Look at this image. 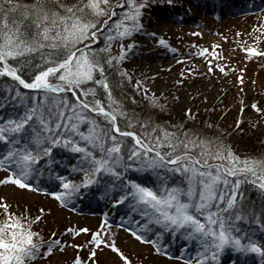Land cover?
<instances>
[{
  "label": "snow or ice",
  "instance_id": "obj_1",
  "mask_svg": "<svg viewBox=\"0 0 264 264\" xmlns=\"http://www.w3.org/2000/svg\"><path fill=\"white\" fill-rule=\"evenodd\" d=\"M144 7L145 0H0V77L11 78L0 90V108L7 105L9 109L7 114L0 113V170L7 173L0 177V185L44 192L68 207L81 194L82 187L96 185L99 191L103 184L107 195L117 187L108 179L111 177L120 180L122 189L112 192L113 197L118 195L113 204L125 202L129 206V215L124 218L127 225L120 223L116 227H125L132 237L151 244L156 252L168 248L162 243L164 233H168L187 241L180 249L186 264H215L225 248L256 253L264 259V245L235 223L247 219L241 207L242 193H238L242 179L264 191V155L241 157L219 134L201 135L182 124L172 125L170 130L162 124L141 122L134 114L129 115L114 96L106 66L114 68L122 80L131 82L132 77L120 68V62L135 44L130 41L125 45L124 40L144 30ZM10 14H18V18L10 19ZM25 20L30 23L26 25ZM253 27L264 33V22L258 29ZM101 37L103 44L97 45ZM260 40L264 35L255 36L247 47L240 46L246 54L244 59L264 57V50L253 46ZM116 41L119 52L113 54L111 48ZM155 42L167 44L163 37ZM218 47L213 43L211 55L222 59L217 54ZM208 52V48H200L197 53L206 60L207 71L218 68L227 75L231 71L226 67L228 62L214 65L205 55ZM32 54L39 55L38 64L32 63ZM26 64L34 70L29 78L23 71ZM122 80L115 86L122 87ZM237 82L243 84V79L237 76ZM19 86L33 92H22ZM132 86L143 92L151 105L165 107L167 101L162 104L159 97L149 96L147 85L140 79ZM244 107L241 104V112ZM250 107L264 118V106L253 100ZM184 111L194 118L191 109ZM240 123L238 117L236 124ZM257 123H264V119ZM134 125L142 130L139 134L131 130ZM126 137H131L130 147ZM57 147L71 153L75 163L56 161L53 150ZM56 163L67 172H53ZM45 166L49 180L59 182V190L40 186ZM132 169L152 170L156 183L146 185L129 179L125 173ZM76 173H81L82 179L70 178ZM170 174H179L182 180L169 182ZM229 177L236 179L233 182ZM48 211L40 207L31 215L25 205L24 211L17 213L0 196V264H33L63 251L71 243L62 239L63 234L89 233L87 228L66 227L63 233L53 231L47 240L43 239L34 226ZM106 219L105 214L102 226ZM255 222L260 223L259 219ZM71 246H90L91 250L86 257L77 252L70 264H99L96 253L103 247L116 253L122 264H131L115 243L114 234L105 236L103 227L90 232L84 244Z\"/></svg>",
  "mask_w": 264,
  "mask_h": 264
},
{
  "label": "rangeland",
  "instance_id": "obj_2",
  "mask_svg": "<svg viewBox=\"0 0 264 264\" xmlns=\"http://www.w3.org/2000/svg\"><path fill=\"white\" fill-rule=\"evenodd\" d=\"M145 2L146 7L142 9L141 17L144 30L124 40L125 45L130 41L135 44L127 58L120 62V68L126 70L132 77L133 84L137 79L146 84L149 96L159 97L160 103L167 101L165 107L169 122L180 124L187 121L188 124L194 123L192 126L195 127H202L205 122L217 123L226 133L229 130H237L236 138L229 142V146L241 157L249 156V140L255 141L256 136L260 134L259 129L264 131V123H257L264 118L250 107L253 100L264 106V57L254 55L246 60L244 59L246 54L241 51L240 46L247 47L253 43L255 36L264 35L253 27L257 26L258 29L264 22V0H171V3L169 0L167 3L165 0H145ZM150 33H155V36ZM161 37L167 41L166 45L155 42ZM213 43L219 46L216 51L222 59L212 57ZM118 44L119 41L112 44V50L116 53L119 52ZM253 46L264 50V40ZM200 48L209 49L205 55L213 60L214 65L227 61L226 67L231 71L225 75L218 68H214L213 72L209 73L206 60L197 54ZM188 69L191 71H187ZM239 69L244 71L241 73ZM182 71L183 76L180 75ZM237 76L243 79V84L237 82ZM136 94V97L147 98L143 92L136 90ZM241 104L246 106L243 112ZM186 108L191 109L194 118L186 116L184 111ZM238 117L241 119L240 125L236 124ZM253 124H256V127H253ZM184 128L189 129L191 125L185 124ZM6 174L0 170V177ZM70 178L77 181L82 179L78 175H71ZM44 186L51 190H59V182ZM0 196L5 197L12 205V210L17 213L24 211L25 205L31 215H35L40 207L50 210L45 213L42 221L34 226L41 231V236L45 240L51 232L59 235L66 227L73 230L76 228L90 230L89 233H78L76 236L63 234L62 239L71 243L63 251H58L48 258L38 259L33 264H70L77 252L81 257H86L87 252L91 250L90 246L76 249L71 244H84L90 239V232L102 227L105 236L109 232L114 234L115 243L129 257L131 264H186L184 256L177 258L182 248L179 245L178 247L175 244L168 245L167 249L156 252L151 244L142 243L132 237L125 227H116L120 223L127 225L124 218L129 215V206L125 209L120 208L123 214L117 213L115 217L106 219L105 225L102 226L101 221L105 220L104 215L107 211L101 210L100 207L106 209L107 203L84 199L85 201L78 200L76 203L72 201L68 207H64L44 192L20 189L12 184L0 185ZM73 207L75 211L72 210ZM164 235L162 243H170L173 236L168 233ZM165 252L168 255H165ZM237 254L231 248H225L222 263L226 264ZM184 255H187V249ZM250 256L254 259L252 264L259 262L258 254L251 253ZM96 257L99 264H122L117 254L107 247L98 251Z\"/></svg>",
  "mask_w": 264,
  "mask_h": 264
},
{
  "label": "trees",
  "instance_id": "obj_3",
  "mask_svg": "<svg viewBox=\"0 0 264 264\" xmlns=\"http://www.w3.org/2000/svg\"><path fill=\"white\" fill-rule=\"evenodd\" d=\"M167 1V0H165ZM21 2H27V0H21ZM55 0H53V3ZM65 3H72L74 0H64ZM16 17L18 18V14H10V19ZM24 23L27 25L30 23V20H25ZM97 45L103 44V37H101L97 42ZM111 51L113 54H118L114 50ZM32 63H39V55L38 54H32ZM27 59V58H26ZM11 62V61H10ZM24 75L25 78H29L31 75L34 74V70L31 69L28 64L24 67ZM106 74L108 76V79L110 83L113 84V93L114 96L119 99L123 105L128 110L129 115H135L139 118V121H151L152 124H162L165 127H168L171 130L172 125H183V128L185 124L191 125L190 130L199 132L201 135H215L219 134L222 136L223 141L226 145H230L229 142L234 140L235 133L237 130H229L227 133L223 131L220 126H218L217 123L210 124L208 122L203 123L202 127H195L192 126L194 123L188 124L187 121H182L180 124H174L169 122L168 114L166 111V107L164 108H157L149 103V99L145 98H139L136 97V89L132 86V81L129 82L127 78H122L116 74V70L114 68H108L106 66ZM122 80V87H116L115 85L117 83H120ZM11 82V78L9 77H0V90H3L4 84H7ZM20 90L22 92L31 94L33 90L24 89L22 86H19ZM100 95L102 100L103 97V89L100 90ZM131 97V99L129 98ZM133 100L135 102H133ZM165 103V102H164ZM162 103V104H164ZM9 111L8 106L5 105L4 108H0V113H5ZM124 123H127V121H124ZM197 122L195 123V125ZM211 125V127H209ZM121 127H123V124H121ZM133 131H136L138 134L142 131L138 126H133L131 129ZM182 132L183 129H180ZM260 134L256 136L255 141L250 139V143L248 144L250 155L249 156H260L264 155V131L259 129ZM236 138V137H235ZM125 140L127 141V147L131 146V137H126ZM248 151V152H249ZM54 158L56 161L66 160L69 164L75 163V160L73 159V155L69 152H66L65 150L61 148H54L53 150ZM127 155V151H125V156ZM248 155V154H247ZM47 166H45V174L41 175L39 183L44 184H51L56 182L55 179L49 180V177L47 175ZM53 172L56 173H65L66 168L62 167L59 163H56L53 167ZM160 172H163V169L158 170ZM74 175H78L82 177L81 173H76ZM125 175L129 179H135L138 182H143L146 185H154L157 180V176L152 172V170H144V171H136L134 169L128 170ZM108 179L111 180L113 184H115L117 187L114 188L112 191H109L107 195L104 194L103 184L100 187V190L97 191L96 185H89L87 189L81 188L80 189V195L73 201V203L78 202V200H93L100 203H107L106 209H110V213H120L123 214L122 210L120 208L128 206L127 203L121 202L120 204H113L112 200L115 198H118V195L116 197H113L112 192L115 191L119 193L122 191L120 188V180L118 179H112L109 177ZM122 179V178H121ZM169 182H175L182 180V177L179 174H170ZM230 180L234 182L236 179L235 177H229ZM238 193H242L243 203L241 207L244 209V211L247 213V219L246 220H240L236 221V225L240 230L244 233H251L259 243L264 245V191L259 190L257 187L251 185L246 180L241 181V184L239 185ZM237 199H240V195L238 194ZM111 206V208H110ZM259 219L260 223H256L255 221ZM165 235H163L164 237ZM171 242L167 243V245L175 244L176 246L179 245V247H183L187 241L185 239H182L180 236L171 237ZM178 247V246H177ZM235 251V250H234ZM238 254L233 257V260H230L228 264H252L253 259L250 257L251 253H242L239 251H235ZM223 255L221 254V260L220 262H223L222 260ZM260 264L264 262V259L261 257L259 258ZM226 261V259L224 258ZM246 261V262H245ZM244 262V263H243ZM213 264V262L209 261L208 264Z\"/></svg>",
  "mask_w": 264,
  "mask_h": 264
}]
</instances>
